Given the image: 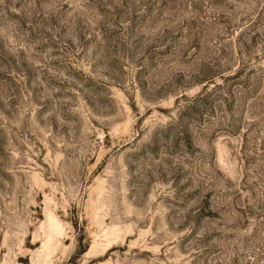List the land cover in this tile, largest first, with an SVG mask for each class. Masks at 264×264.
<instances>
[{"label": "rangeland", "instance_id": "1", "mask_svg": "<svg viewBox=\"0 0 264 264\" xmlns=\"http://www.w3.org/2000/svg\"><path fill=\"white\" fill-rule=\"evenodd\" d=\"M0 264H264V0H0Z\"/></svg>", "mask_w": 264, "mask_h": 264}]
</instances>
